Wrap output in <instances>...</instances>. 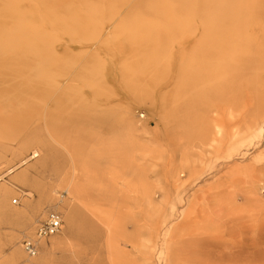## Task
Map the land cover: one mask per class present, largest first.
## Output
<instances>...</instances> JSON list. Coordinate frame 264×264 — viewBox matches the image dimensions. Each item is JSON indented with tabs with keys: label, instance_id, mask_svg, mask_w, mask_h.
<instances>
[{
	"label": "rangeland",
	"instance_id": "374dc122",
	"mask_svg": "<svg viewBox=\"0 0 264 264\" xmlns=\"http://www.w3.org/2000/svg\"><path fill=\"white\" fill-rule=\"evenodd\" d=\"M126 12L98 14L89 39H71V54L79 56L71 74L108 68L118 89V133L95 132L87 150L76 147L73 134L66 156L43 132L67 157L53 173L40 167L47 149L42 138L29 136L31 125L0 124V264H146L149 250L150 264H264V91L258 97L240 87L215 100L208 90H183L171 69L178 61L170 62L167 52L155 69L124 78L120 59H109L129 33L119 24ZM182 40L170 51L182 55ZM106 142L117 143L116 151ZM85 203L110 223L114 241L102 254L77 256L67 239L66 212ZM48 210L60 214L61 230L30 258L22 241L33 237ZM127 235L136 254L122 246Z\"/></svg>",
	"mask_w": 264,
	"mask_h": 264
},
{
	"label": "bare ground",
	"instance_id": "6f19581e",
	"mask_svg": "<svg viewBox=\"0 0 264 264\" xmlns=\"http://www.w3.org/2000/svg\"><path fill=\"white\" fill-rule=\"evenodd\" d=\"M241 4L239 0H0V124L18 120L21 125H31L29 136L42 138L47 149L40 167L53 173H59L66 156H71V135L75 134L78 149L87 150L84 144L95 132L100 136L110 130L118 133V89L108 76V68L100 65L71 74L72 63L79 58L71 54V39L86 41L93 34L90 27L99 17L96 15L109 19L120 10L127 11L119 24L127 26L129 33L109 61L120 59L124 78L155 69L167 52L170 62L178 61V69L173 70L174 64L171 69L183 90H208L215 100L240 87L261 95L264 0H252L250 6L248 0ZM180 35V42L187 47L182 55H176L170 48ZM57 45H61L59 50ZM256 111L250 128L258 118ZM43 132L66 156L44 139ZM103 145L115 151L118 146ZM36 157L33 153L30 158ZM89 204L66 212L67 239L75 242L71 249L75 248L77 256L102 254V246L107 248L114 241L110 223L107 225L99 209ZM121 243L124 249L131 248V254L136 252L131 235ZM145 258L150 264V250ZM36 260L31 264H39Z\"/></svg>",
	"mask_w": 264,
	"mask_h": 264
},
{
	"label": "built area",
	"instance_id": "2783aa9c",
	"mask_svg": "<svg viewBox=\"0 0 264 264\" xmlns=\"http://www.w3.org/2000/svg\"><path fill=\"white\" fill-rule=\"evenodd\" d=\"M15 204L16 201H13ZM62 226L61 216L57 211L48 210L44 220L37 226L32 238H26L22 241V248L25 254L33 258L37 255L40 241L48 240L56 236Z\"/></svg>",
	"mask_w": 264,
	"mask_h": 264
}]
</instances>
